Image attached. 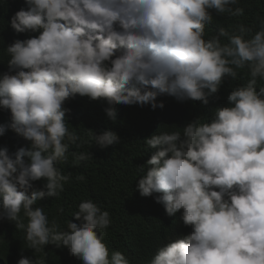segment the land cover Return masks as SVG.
Wrapping results in <instances>:
<instances>
[{
	"label": "clouds",
	"instance_id": "obj_1",
	"mask_svg": "<svg viewBox=\"0 0 264 264\" xmlns=\"http://www.w3.org/2000/svg\"><path fill=\"white\" fill-rule=\"evenodd\" d=\"M25 3L9 24L17 34L36 35L6 44L0 110L10 114V123L0 125V136L10 129L29 146L13 153L0 147V220L23 229L36 252L51 244L66 247L83 264H130L120 251L109 257L103 233L110 214L92 200L79 204L73 216L81 223L69 220L66 231L34 207L63 191L69 175L56 165L68 161L70 145L94 141L104 150L121 142L110 128L99 134L88 129L89 139L70 132L66 102L77 95L102 100L112 122L117 105L163 109L161 96L207 106L229 78H238L237 70L247 68V83L229 91L227 106L213 109L209 122L196 117L182 133L145 139L153 151L140 166L136 191L153 197L170 217L180 212L191 229L159 247L149 264H264V86L258 87L264 80V18L257 15L254 34L237 24L205 39L213 11L244 15L240 0ZM71 155L74 166L92 158L89 152ZM16 264L46 262L21 255Z\"/></svg>",
	"mask_w": 264,
	"mask_h": 264
},
{
	"label": "trees",
	"instance_id": "obj_2",
	"mask_svg": "<svg viewBox=\"0 0 264 264\" xmlns=\"http://www.w3.org/2000/svg\"><path fill=\"white\" fill-rule=\"evenodd\" d=\"M239 6L244 9V15L240 17L227 13L216 15L213 11V21L205 26L204 38L215 35L220 28L232 32L237 24L251 27L253 34L258 31L257 15L264 18V0H240ZM21 8H27L25 0H0V74L7 71L10 59L6 53V44L36 35L17 34L11 28L9 21ZM237 71L238 78H229L219 92L209 98L207 106L198 101L180 103L174 98L161 96L157 100L163 101V109L152 110L150 105H117V121L112 122L106 117L104 108L107 104L102 100L93 101L87 96L77 95L67 101L66 107L71 110L66 113L70 132L89 139L88 129L99 134L110 128L119 135L121 142L104 150L96 147L94 141L82 147L70 145L68 161L56 165L62 174L69 175L63 191L58 197L38 201L34 207L43 208L49 224L55 221L59 226L58 231H66L69 220L78 225L81 223L73 215L82 201L90 199L110 214L111 224L103 233L109 257L113 251H120L129 259L130 264H149L159 247L176 239L179 234H187L191 229L180 220V212L170 217L163 205L156 203L153 197H142L136 191L137 181L144 174L140 166L146 163L153 151L145 139L155 132L182 133L183 125L196 117L200 123L209 122L214 114L213 109L227 106L229 91L245 85L250 78L247 68ZM259 86H264V80L258 81ZM8 123L10 114L0 110V125ZM5 146L13 153L29 145L9 129L4 136H0V147ZM73 152H89L92 158L74 166ZM81 175L84 179H77ZM43 183V180L34 182L37 187H42ZM60 208L64 209L63 213L58 211ZM20 215L27 224V217L23 216V212ZM25 235L23 229L17 230L13 223L0 220V264H16L21 255L29 256L37 262L44 260L46 264H83L82 260L70 255L66 247L56 248L49 244L42 251L36 252L28 247Z\"/></svg>",
	"mask_w": 264,
	"mask_h": 264
}]
</instances>
